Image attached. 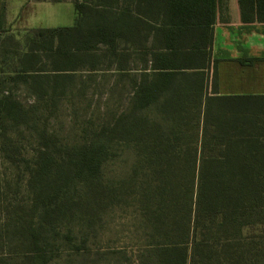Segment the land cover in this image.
<instances>
[{"label": "trees", "instance_id": "trees-1", "mask_svg": "<svg viewBox=\"0 0 264 264\" xmlns=\"http://www.w3.org/2000/svg\"><path fill=\"white\" fill-rule=\"evenodd\" d=\"M31 1L77 19L22 42L0 11V159L32 196L0 264H71L118 225L127 245L96 264H264V94L218 92V0ZM240 4L264 22V0ZM100 71L117 100L67 129L62 98Z\"/></svg>", "mask_w": 264, "mask_h": 264}, {"label": "rangeland", "instance_id": "rangeland-1", "mask_svg": "<svg viewBox=\"0 0 264 264\" xmlns=\"http://www.w3.org/2000/svg\"><path fill=\"white\" fill-rule=\"evenodd\" d=\"M0 0V11L4 7L7 15V27L22 42L25 41L27 30L34 28L64 27L74 26L77 19L76 6L71 1L51 2V1H31V0ZM113 71H100L96 73V80L93 81L88 72H78L76 74V86L62 98L64 112L61 120L67 129L76 123H84L90 118L96 108L105 109L109 102L117 100V97L110 96V88L114 82ZM88 84L83 89L82 84ZM95 83L98 85L95 86ZM19 97L26 103H31L33 97L23 90L18 92ZM80 128V126H78ZM76 127L74 132H78ZM73 132V133H74ZM31 194L27 186L16 176L15 168L8 162L0 159V234L2 235L3 250L16 246L13 237L6 233L14 223L15 209L19 206H27L31 201ZM122 213L116 215V223L122 222ZM112 234L106 232L102 243L92 245L91 252L86 255L74 256L71 264H96L98 251L104 248L122 247L127 245L122 226L118 225L114 229L111 226ZM108 233V234H107ZM101 261L100 264H106ZM52 264H69L67 259L62 258Z\"/></svg>", "mask_w": 264, "mask_h": 264}, {"label": "crops", "instance_id": "crops-1", "mask_svg": "<svg viewBox=\"0 0 264 264\" xmlns=\"http://www.w3.org/2000/svg\"><path fill=\"white\" fill-rule=\"evenodd\" d=\"M212 51L219 94H264V22H245L240 0H218Z\"/></svg>", "mask_w": 264, "mask_h": 264}]
</instances>
